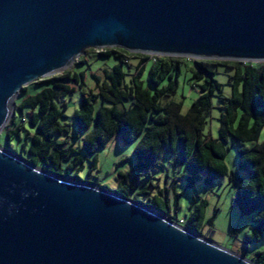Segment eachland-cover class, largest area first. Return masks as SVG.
Listing matches in <instances>:
<instances>
[{
    "label": "water",
    "instance_id": "water-1",
    "mask_svg": "<svg viewBox=\"0 0 264 264\" xmlns=\"http://www.w3.org/2000/svg\"><path fill=\"white\" fill-rule=\"evenodd\" d=\"M89 47L264 61V0H0V132ZM0 264H257L113 188L0 145Z\"/></svg>",
    "mask_w": 264,
    "mask_h": 264
},
{
    "label": "trees",
    "instance_id": "trees-1",
    "mask_svg": "<svg viewBox=\"0 0 264 264\" xmlns=\"http://www.w3.org/2000/svg\"><path fill=\"white\" fill-rule=\"evenodd\" d=\"M95 50L99 55H113L118 59L102 72H92L93 84H86L85 72L64 69L37 81H50L49 86L34 94L23 97L15 103V109L27 115L33 131L27 129L29 143L23 150L26 158L53 173L80 179L83 155L75 154L71 144L55 135L66 129L60 118L65 116L66 93L80 88L79 105L72 112V120L78 131L88 130L83 137L82 150L91 156V167L95 165V151L105 145L113 135H118L125 143L134 142L133 153L135 177L128 185H118L115 191L128 196L134 182L142 175L150 176L151 169L161 164L163 151L178 150L180 158L189 167L184 174L186 186H195V181L203 179L209 184L223 175L233 189V203L241 213L253 212L252 230L245 235L244 244L258 241L264 234V142L237 148L238 167L243 176L229 170L225 162L224 141L230 135L239 140H257L264 126V61H241L229 59L190 58L177 55L148 54L131 52L121 47H104ZM85 54V53H84ZM138 57L137 69L126 78L121 63L128 58ZM149 61L146 79L152 88L143 85L140 76ZM78 62H82L80 56ZM224 65L233 68L228 76L231 93L222 92V83L215 76L211 66ZM183 66L191 71L193 84L198 87V95L185 111L180 100L167 99L178 88ZM25 86L23 87V90ZM217 92L222 111L219 115V137L203 132L211 108V96ZM101 98L109 104L94 105ZM26 113V114H25ZM10 118L6 128V145L18 152L10 144V136L20 135L22 122ZM24 119V118H23ZM12 123V126L10 124ZM22 154L21 151L18 152ZM119 176L123 173L119 172ZM139 193H148L143 186ZM179 193L174 194V207L178 206ZM134 199L155 209L166 217L176 220L168 207V198L154 194L142 200ZM206 204L205 198L192 197L191 210L180 222L188 229L202 235L201 226ZM257 264H264V249L256 250Z\"/></svg>",
    "mask_w": 264,
    "mask_h": 264
},
{
    "label": "rangeland",
    "instance_id": "rangeland-1",
    "mask_svg": "<svg viewBox=\"0 0 264 264\" xmlns=\"http://www.w3.org/2000/svg\"><path fill=\"white\" fill-rule=\"evenodd\" d=\"M91 48L98 50L103 47ZM80 56H82V62H78ZM138 60V57L132 56L128 58L127 62L121 63L124 71L127 73L126 78L131 73H135ZM117 61L118 59L113 55L102 56L95 50H88L85 54L81 53L75 56L71 63L64 69L84 71L86 80L84 88H88V86H92L93 84L92 72L100 73L104 67H110ZM143 63H145V66L140 74L143 85L152 88L146 79L150 62L145 60ZM211 68L216 71L215 76L222 83L223 94L226 96L230 95L231 85L228 82V76L233 72V68L224 65L211 66ZM63 70L56 73L62 72ZM50 83V81L37 80L29 82L25 85V89L20 91L19 95L15 98V103H19L26 95L34 94L41 88L49 86ZM198 93V87L193 84V79L191 78V71L186 70L183 66L177 91L167 99L180 100L182 102V111H185ZM80 95V88L66 93L65 98L67 102L63 105L65 106L66 115L60 118V121L65 124L66 129L61 133H57L55 136L59 139L66 140L65 144H71L75 148L74 155L79 153L83 155L82 168L79 171L82 179L109 188H115L118 185H128L135 177V172L133 171V165L135 164V156L133 153L134 142L125 143L118 135H113L105 145L96 149L95 165L91 167V156L86 155L81 148L83 137L88 130H82L78 133L72 120V112L79 105ZM100 104L109 103L102 101L101 98H97L94 101V105L97 107ZM220 105V98L217 92H215L211 96L210 113L203 129V132L216 138L219 137V115L222 111ZM24 116L16 109L14 119L17 122H22V127L20 129V135L14 133L10 136V144L18 152L21 151L22 155L26 157L27 152L23 150V143L24 147H27L29 143L27 129L33 131V127L27 121V115ZM10 126H12V123ZM256 142H264V126L257 140H239L228 135L224 141L226 146V165L237 176H243L245 174L238 167L237 148L239 146H252ZM0 145L7 146L6 128H3L0 132ZM119 172H122L123 175L119 176ZM186 172H190L189 167L180 158L177 149L174 152L163 151L161 164L151 169L150 176L142 175L140 179L135 180L133 188L128 190V197L134 198L138 196L142 200H146L147 197L154 194L167 197L169 210L175 214L178 221H181L189 214L193 196L196 198V201L200 198H205L206 204L201 226L202 236L248 259H253L256 250L264 249V234L258 241L249 244L248 247L245 246V235L252 230L254 224L252 222L253 212L241 213L234 205L233 189L228 182L227 176L223 175L214 179L209 184H206L201 178L195 181V186L193 187L186 186L185 184L184 174ZM143 186L147 188L148 193H139V190ZM175 192L179 193L177 197L178 206L176 208L174 207Z\"/></svg>",
    "mask_w": 264,
    "mask_h": 264
}]
</instances>
